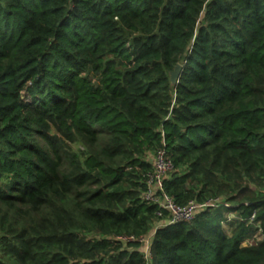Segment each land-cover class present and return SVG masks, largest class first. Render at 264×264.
<instances>
[{
    "label": "trees",
    "instance_id": "trees-1",
    "mask_svg": "<svg viewBox=\"0 0 264 264\" xmlns=\"http://www.w3.org/2000/svg\"><path fill=\"white\" fill-rule=\"evenodd\" d=\"M160 147L177 203L226 205L150 264H264V0H0V264H148L119 237L161 220Z\"/></svg>",
    "mask_w": 264,
    "mask_h": 264
},
{
    "label": "built area",
    "instance_id": "built-area-1",
    "mask_svg": "<svg viewBox=\"0 0 264 264\" xmlns=\"http://www.w3.org/2000/svg\"><path fill=\"white\" fill-rule=\"evenodd\" d=\"M174 170L175 167L168 152L164 148H157L153 152L151 169L145 174L143 179L145 187L142 191L141 198L149 204L158 206L156 215L161 220L154 224L153 229L147 236L144 235L137 238L134 235H124L119 237L121 240H138L143 247V256L148 264H150L151 258L149 250L150 243L154 231L158 226L174 224L181 221H190L201 208L226 205L224 199L220 197L211 198L201 203L195 200H189L185 204L177 203L163 188V181L166 177H169ZM253 218L254 213L251 215L250 220L252 221Z\"/></svg>",
    "mask_w": 264,
    "mask_h": 264
},
{
    "label": "rangeland",
    "instance_id": "rangeland-1",
    "mask_svg": "<svg viewBox=\"0 0 264 264\" xmlns=\"http://www.w3.org/2000/svg\"><path fill=\"white\" fill-rule=\"evenodd\" d=\"M146 156H147L148 159L151 160L153 154H152V153H148ZM235 215H236V214H235L234 212H229L228 217H229V218H233V217H235ZM229 218H228V219H229ZM225 228H226V229H229V227H228L227 225H225ZM253 237H254V238L248 237L243 243H251L254 239H259V238H260V236H259L258 234H255Z\"/></svg>",
    "mask_w": 264,
    "mask_h": 264
},
{
    "label": "water",
    "instance_id": "water-1",
    "mask_svg": "<svg viewBox=\"0 0 264 264\" xmlns=\"http://www.w3.org/2000/svg\"><path fill=\"white\" fill-rule=\"evenodd\" d=\"M180 69H181V65L176 64L175 68L170 72V81L172 83L176 82Z\"/></svg>",
    "mask_w": 264,
    "mask_h": 264
}]
</instances>
